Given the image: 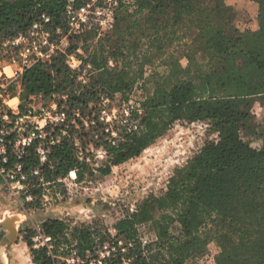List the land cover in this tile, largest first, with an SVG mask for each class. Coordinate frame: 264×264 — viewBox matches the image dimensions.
I'll return each mask as SVG.
<instances>
[{"label":"trees","instance_id":"16d2710c","mask_svg":"<svg viewBox=\"0 0 264 264\" xmlns=\"http://www.w3.org/2000/svg\"><path fill=\"white\" fill-rule=\"evenodd\" d=\"M86 1L0 0V35L13 37L27 32L42 21L43 14L50 17L45 23L48 30L67 31L68 5L78 9ZM254 1L259 7L257 17L237 36L231 34L230 23L225 20L223 0L213 6H205L203 0H133L132 10L122 4L112 33L97 42L83 38L87 61L98 70L89 84L82 85L65 62L66 54H58L26 68L20 78V93L11 94L20 98L23 113L29 111L27 105L36 95L53 99L66 96L71 115L76 109L84 112L90 101L100 100L101 93L133 89L138 76L131 75L130 66L138 60L142 44L149 52H164L172 45L184 48L187 66L170 52L167 72L141 102L140 110L133 113L138 129H124L120 141L113 143L107 132L100 134L99 122L91 123L95 119L93 108L87 118L88 130L81 131L84 145L92 132L99 131L95 146H103L108 153L99 171L109 174L114 165L140 155L176 124L206 127L207 138L172 170L165 186L143 198L114 224L117 235L132 242L125 252L131 264H186L202 253L211 239L218 243L216 264H264V143L253 146L245 140L247 133L254 132L252 108L256 97L262 99L264 110V0ZM82 36H75L76 41ZM78 42L71 45L70 52L77 51ZM110 57L119 67L108 66ZM82 127L71 125L69 135L51 146L48 164L40 165L33 145L26 148L20 160L24 169L31 173L32 168L41 166L39 177L30 174L32 184L40 177L49 184L56 182L72 170L83 176L81 170L88 167L78 158L75 146ZM255 129V134L264 132V112ZM14 135H10L12 142ZM15 161L10 153L6 167ZM3 183L0 173V185ZM40 191L34 186L28 190L33 196L41 195ZM175 223L178 234L171 230ZM144 225L154 230L155 239L143 240ZM207 225H211L209 230H205ZM68 228L69 224L57 217L41 223L42 231L54 241L66 238ZM72 230L74 246L82 258L95 255L97 238L103 237V232L87 225ZM26 241L32 245L29 235ZM31 252L34 263L52 264L46 249ZM123 254L118 249L112 259L120 264Z\"/></svg>","mask_w":264,"mask_h":264},{"label":"rangeland","instance_id":"374dc122","mask_svg":"<svg viewBox=\"0 0 264 264\" xmlns=\"http://www.w3.org/2000/svg\"><path fill=\"white\" fill-rule=\"evenodd\" d=\"M133 0H87L78 12L74 25H70L67 18V31L60 28L56 32L48 31L42 34V30H38L35 37L37 43L41 44V49L49 53V57L58 54H66L65 62L74 66L72 69L79 74L86 69L85 80L82 85L89 84L93 75L98 71L95 70L91 61H87L88 53L83 49V38L88 37L89 42H97L100 38L108 36L116 28V18L122 4H127L129 10H132ZM217 0H203L205 6H213ZM225 20L230 23V32L237 36L242 33L247 26L257 17L258 3L254 0H223ZM83 19H85L83 21ZM47 31L44 30V33ZM83 35L80 41H76L75 36ZM18 35V34H17ZM135 35V34H134ZM136 36V35H135ZM8 37L0 35V58L15 56L12 52L13 48L4 46L3 42ZM130 40L134 37L128 36ZM79 44L76 52H70L72 44ZM141 43V42H140ZM142 44V43H141ZM93 45H91V49ZM174 50V51H173ZM170 52L172 56L180 59L182 66H187V60L183 57L184 48L181 45H172L170 49L164 52L153 50L149 52V47L145 44L141 45L138 60L131 64V75L136 76L137 81L131 91L125 93L114 92L111 94L101 93L100 100L90 101L89 109L84 112L78 110L72 115L68 112L66 104V96L53 98H42V95L33 97V102L28 104L29 111L23 113L20 109L16 110L22 115L21 122L23 124H33L40 109L54 101L62 103L72 120L73 116L79 118L85 125L76 134V140L85 150V154L81 161L87 164L88 168H83V176L79 177L76 173L75 177L68 174L60 178L56 182H33L29 178V182L20 188L15 183L5 182L0 185V222H4L5 229L11 233L14 228L16 235L11 242L0 244V257L5 264H34L32 258V250L34 237L38 231H41V223L44 219L57 217L65 220L69 224L66 230V238L61 241H54V254L59 262L62 257L66 256L69 250L74 247L72 227H82L84 225L91 228H98L103 237L97 238L95 246V255L89 253L81 264H106L105 261L99 262L95 256L100 253V246L103 243H116L121 240L125 252L131 246L130 242L117 235L114 229L116 222L132 212L138 202L143 200L150 193L161 190L166 183V179L174 168L185 162L194 151H196L203 141L207 138V130L203 125H174L163 136L159 137L154 143L144 149L140 155L129 159L118 165H114L109 174H102L99 168L105 164L108 159V153L103 146H95L97 135H102L101 131H114L113 141L117 143L123 136V130L128 126L125 118L130 115V111L144 101L147 96L154 90L158 80H162L161 76L167 72L166 62ZM80 54V55H79ZM17 59H19L17 57ZM170 59V58H169ZM87 64L92 67L88 70ZM119 63L109 58L108 66L119 67ZM81 67V68H80ZM81 70H80V69ZM9 74L12 72L7 69ZM141 72V73H140ZM1 75V73H0ZM82 75V74H81ZM22 74H16L12 77L0 76L1 94L8 107L19 106L20 98H11V94H19L21 91ZM261 98L256 97L252 108L254 119L252 124L255 126L257 122L262 121L263 107L261 106ZM3 108V107H2ZM94 108V110H92ZM3 110V109H2ZM77 110V109H76ZM94 111L92 117L95 118L91 123L100 124L99 131H94L84 142L81 140L82 132L88 129L87 118L91 116L89 111ZM130 118V117H129ZM132 119L138 121L133 115ZM82 131V132H81ZM247 133L245 140L253 145L259 146L264 143V132ZM111 135H108L109 140ZM78 154V153H77ZM32 184V185H31ZM31 186L41 190V195L33 196L28 189ZM28 196H32L28 199ZM29 203H34L33 206ZM211 225H207L205 230H209ZM35 233L30 234L31 231ZM144 241H150L156 238L154 230L148 225L141 227ZM173 233L178 234L179 225H172ZM9 233V234H10ZM30 236L31 246L26 241ZM132 244V242H131ZM218 250L216 239H211L205 247V250L191 257L186 264H216L215 254ZM123 254V257H127ZM112 264H116L112 259ZM36 264V263H35Z\"/></svg>","mask_w":264,"mask_h":264},{"label":"built area","instance_id":"2783aa9c","mask_svg":"<svg viewBox=\"0 0 264 264\" xmlns=\"http://www.w3.org/2000/svg\"><path fill=\"white\" fill-rule=\"evenodd\" d=\"M81 8H75L72 3L68 5L66 17L68 18L70 25H74L79 20L77 19L78 12H76V10H80ZM42 18V21L35 22L27 32L5 39L3 42L4 46L13 48L12 52H15V56H4L0 58L1 77H12L16 74H23L26 68H29L40 59L50 56L49 53L44 52L40 48L41 44L37 43L35 39L38 35V30H42L43 35L48 33V31L43 28L46 25L45 23L50 21V17L43 14ZM84 20L85 19H83V21ZM44 30L47 32L44 33ZM17 57L19 59H17ZM69 66L71 68L74 67L71 63ZM91 67V64H87L88 70ZM7 69H9L12 74H9ZM86 75V69L84 72L80 71L78 74L79 78L83 80H85ZM1 91L2 88L0 87V173L4 176L5 182L15 183L16 185H19L20 188H23V185L29 182L30 174L39 177L41 175V166L51 162V146L59 143L64 139V137L69 135L68 131L71 125L79 128L80 124L74 116L71 120L63 104L56 101L43 106L40 109L39 114L36 116V120L33 124H23L21 122L22 115L20 112L16 111L19 109V106L16 105L15 107H8L4 101ZM10 97H14L15 99L18 98L16 95ZM140 108L141 102L135 108L133 107L130 114H127L130 115V118L128 116L125 118L128 122V126H126L128 131L138 129L139 123L138 121H134L132 117L133 113L139 111ZM75 113L78 114L79 111L75 110ZM107 133L112 136H110V140L115 143L113 141L114 131L108 130ZM11 134H15L13 142L10 140ZM96 136L98 138V135ZM31 145L34 146L41 166L32 168L30 171L31 173H28L24 169V165L20 160L25 154L26 148ZM75 146L78 158L82 159L85 154V150L82 148L81 144L77 142V140L75 142ZM9 152L15 155L16 161L12 167L7 168L5 164L9 162ZM69 174L75 177L76 171L72 170ZM39 180L43 182V178L40 177ZM31 197L32 196H28L27 198L30 199ZM36 234L37 235L34 237L33 248L46 249L47 254L52 258V264H81L85 260L82 258L79 250L74 246L69 250L66 256L62 257V262H59L54 254V244L52 242L53 238L45 234L42 229ZM100 247V253L95 256V259L99 260V262L105 261L106 264H112L109 263V260L116 257L115 255L118 249L122 252H125L126 250L124 249L121 240H118L113 244L103 243ZM120 264H131V259L122 256Z\"/></svg>","mask_w":264,"mask_h":264},{"label":"water","instance_id":"95a60500","mask_svg":"<svg viewBox=\"0 0 264 264\" xmlns=\"http://www.w3.org/2000/svg\"><path fill=\"white\" fill-rule=\"evenodd\" d=\"M1 226L6 227L4 222H0V229H1ZM15 235H16L15 229L11 228V233L3 237L1 244L11 242L14 239Z\"/></svg>","mask_w":264,"mask_h":264},{"label":"flooded vegetation","instance_id":"af4514ba","mask_svg":"<svg viewBox=\"0 0 264 264\" xmlns=\"http://www.w3.org/2000/svg\"><path fill=\"white\" fill-rule=\"evenodd\" d=\"M9 233H10L9 230H7L3 226H1V229H0V244H1L2 240H3V237L5 235H8ZM0 264H5L3 262V260L1 259V257H0Z\"/></svg>","mask_w":264,"mask_h":264},{"label":"crops","instance_id":"0c3cea01","mask_svg":"<svg viewBox=\"0 0 264 264\" xmlns=\"http://www.w3.org/2000/svg\"><path fill=\"white\" fill-rule=\"evenodd\" d=\"M44 220H45V219H44ZM44 220H43V221H44ZM43 221H42V222H43ZM32 258H33V257H32ZM32 260H33V259H32ZM34 264H35V263H34Z\"/></svg>","mask_w":264,"mask_h":264}]
</instances>
